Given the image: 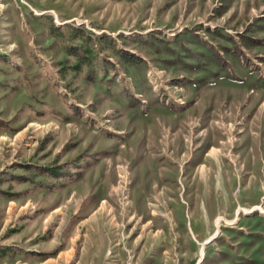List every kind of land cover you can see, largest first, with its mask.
I'll return each instance as SVG.
<instances>
[{
	"label": "rangeland",
	"instance_id": "obj_1",
	"mask_svg": "<svg viewBox=\"0 0 264 264\" xmlns=\"http://www.w3.org/2000/svg\"><path fill=\"white\" fill-rule=\"evenodd\" d=\"M257 200L264 0H0V264H264Z\"/></svg>",
	"mask_w": 264,
	"mask_h": 264
},
{
	"label": "crops",
	"instance_id": "obj_2",
	"mask_svg": "<svg viewBox=\"0 0 264 264\" xmlns=\"http://www.w3.org/2000/svg\"><path fill=\"white\" fill-rule=\"evenodd\" d=\"M251 206L250 207H247V206H243V205H241V207H246V208H251V209H254V208H258L259 210H261V208H263L264 209V201H252L251 203H249ZM240 205V204H239ZM254 205V206H253ZM257 209V210H258Z\"/></svg>",
	"mask_w": 264,
	"mask_h": 264
},
{
	"label": "bare ground",
	"instance_id": "obj_3",
	"mask_svg": "<svg viewBox=\"0 0 264 264\" xmlns=\"http://www.w3.org/2000/svg\"><path fill=\"white\" fill-rule=\"evenodd\" d=\"M209 151L213 152V151H215V148L212 146V147L210 148ZM241 209H242L243 211H250V210H252L251 208H246V207H241ZM261 211L264 212V209L261 208ZM221 219H226V218H223V217H221V216H218V217L216 218V222L219 223V221H220ZM227 221H228V220H227ZM232 221H233V220H232ZM229 222H231V221H229Z\"/></svg>",
	"mask_w": 264,
	"mask_h": 264
}]
</instances>
